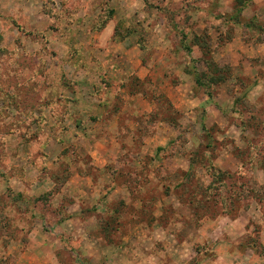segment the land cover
<instances>
[{
  "label": "rangeland",
  "instance_id": "374dc122",
  "mask_svg": "<svg viewBox=\"0 0 264 264\" xmlns=\"http://www.w3.org/2000/svg\"><path fill=\"white\" fill-rule=\"evenodd\" d=\"M263 38L264 0H0V264H264Z\"/></svg>",
  "mask_w": 264,
  "mask_h": 264
},
{
  "label": "trees",
  "instance_id": "16d2710c",
  "mask_svg": "<svg viewBox=\"0 0 264 264\" xmlns=\"http://www.w3.org/2000/svg\"><path fill=\"white\" fill-rule=\"evenodd\" d=\"M243 6L240 8V12H237L236 14H238V16H235V18L238 20H240L239 15H241V11H243L244 9V4H242ZM231 18L233 19L234 16H231ZM239 22V21H238ZM262 30V29H261ZM212 68V72L214 73L213 77H211V79H208L207 82L205 81V78L200 77L197 82L200 85H218L221 84L222 82H224L227 78L228 75H226V71L224 72V68H221L217 65H213L210 66ZM210 83V84H209Z\"/></svg>",
  "mask_w": 264,
  "mask_h": 264
},
{
  "label": "crops",
  "instance_id": "0c3cea01",
  "mask_svg": "<svg viewBox=\"0 0 264 264\" xmlns=\"http://www.w3.org/2000/svg\"><path fill=\"white\" fill-rule=\"evenodd\" d=\"M237 42V41H236ZM233 44V41L228 43V45H232ZM247 44H252V46H261L262 48L261 49H264V38L263 39H259V40H253V42H250V41H247ZM254 44V45H253ZM256 44V45H255ZM264 55V54H263Z\"/></svg>",
  "mask_w": 264,
  "mask_h": 264
}]
</instances>
